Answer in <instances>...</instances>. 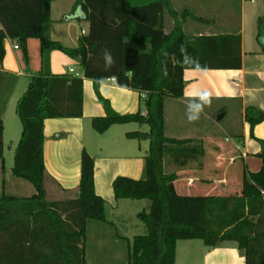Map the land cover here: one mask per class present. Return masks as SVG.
<instances>
[{
    "label": "trees",
    "instance_id": "1",
    "mask_svg": "<svg viewBox=\"0 0 264 264\" xmlns=\"http://www.w3.org/2000/svg\"><path fill=\"white\" fill-rule=\"evenodd\" d=\"M52 1L0 0V68L6 54L5 39L10 38L22 48L31 72L29 86L16 105L22 133L12 173L36 189L30 196L0 195V264H88V222L106 221L105 199L95 189V159L83 151L77 197L66 194L54 199L48 195L44 159L45 120L83 116L84 78L95 81L106 111L105 116L92 119L97 132L129 122L150 127L148 132L127 134L150 141L145 177L118 176L113 181L116 199L150 201L148 211L138 214L148 232L129 241L128 264H175L178 241L196 239L210 248L234 244L244 251L245 264H264L263 141L259 153L262 167L244 171L240 193L181 194L175 186L177 174L165 170L168 154L184 165L205 152L202 144L166 135V100L184 95L186 69L240 68L241 34L191 37L180 22V16L186 15L174 10L172 0H76L72 16L81 12V18L89 22V31L80 35L77 47H67L51 37ZM166 12L175 19L170 32L164 28ZM30 38L41 42L38 72L29 67ZM229 43L238 45L236 61H212L211 52ZM54 50L77 59L81 75L52 73ZM111 77L119 85L146 93V115L121 114L100 95L97 83ZM254 110H248L252 129L264 120V115H252ZM4 151V120L0 116L2 172Z\"/></svg>",
    "mask_w": 264,
    "mask_h": 264
},
{
    "label": "crops",
    "instance_id": "2",
    "mask_svg": "<svg viewBox=\"0 0 264 264\" xmlns=\"http://www.w3.org/2000/svg\"><path fill=\"white\" fill-rule=\"evenodd\" d=\"M233 1L238 2L219 0L222 4H230ZM216 2L218 0H194L192 6L197 14L187 12L186 16H180V22L186 34L191 37L240 33L241 67L186 69L184 95L166 100V135L177 140H192L202 144L205 150L203 155L188 160L184 165H179L170 154L165 157L166 172L177 174L176 189L185 195L240 193L242 178L238 176L243 177L245 170L258 171L262 167L259 153L262 150V141L264 142V120L252 129L248 110H256L252 111V115H264V30L261 31L260 43H245L242 25L233 28L225 15H217L212 10L208 12L210 5ZM75 3L76 0H54L51 3V37L67 47H77L81 35L76 20L81 19L82 14L77 11L72 16ZM177 4L179 0H172L174 10L179 12ZM240 6L241 20L245 22L242 0ZM86 22L85 33L89 31V22ZM163 23L165 30L170 32L175 19L166 12ZM263 24L262 22V27ZM15 45L14 40L5 39L6 54L0 68V116L4 120V154L9 140L8 119L15 127L14 141L10 140V149L17 147L22 133L20 118L17 113L18 119L11 115L9 104L12 101L17 105L29 86L31 75L22 48L16 49ZM27 46L29 67L32 72H38L42 63L41 42L38 38H30ZM237 46V43H229L215 48L210 54L212 61L235 62ZM50 68L54 74L67 73L70 69L78 71L79 62L60 50H54L51 53ZM97 86L100 95L108 99L117 112L147 114L145 92L107 79L99 81ZM232 114H239V118L233 120ZM105 115L106 111L96 91L95 81L84 78L83 116L45 120L44 159L48 174V195L52 194L56 198H62L66 194L74 197L79 195L81 157L86 150L95 159L96 192L105 199L106 221L102 224L117 227L122 231V234L117 233L118 237L129 242L135 236L146 233V227L138 214L148 211L149 205H143L142 210L134 208L133 215L129 217L125 213L126 210L131 206L137 207L138 203L135 202L141 200L116 199L113 181L118 176L134 179L145 177V156L149 151L150 141L129 138L127 134L133 131L148 132L150 127L147 123L129 122L113 124L105 132L99 133L93 128L92 119ZM222 132L227 141L234 139L233 144L222 140ZM239 158L244 160V167L240 170L236 164ZM216 176L219 178H213ZM106 225H101V228L104 229ZM135 226L140 228L141 234L130 232ZM183 241L186 240L177 243L175 264H195L188 258L181 259L180 244ZM188 246L187 243L183 245L185 248ZM198 257L199 264H245L244 251L234 244L215 248L204 244V247H199Z\"/></svg>",
    "mask_w": 264,
    "mask_h": 264
},
{
    "label": "rangeland",
    "instance_id": "3",
    "mask_svg": "<svg viewBox=\"0 0 264 264\" xmlns=\"http://www.w3.org/2000/svg\"><path fill=\"white\" fill-rule=\"evenodd\" d=\"M193 1L194 0H179V4H177V8L180 13L186 14L187 11L190 14H197L196 9H193ZM223 1V0H221ZM225 1V0H224ZM227 1V0H226ZM238 2L233 1L230 4H222L221 2H216L215 4L210 5L208 8V12L214 11L217 15L220 16L225 15L233 28H238L242 25L245 43H260L261 37V25L264 23V0H242L243 1V9L245 12V22L242 19V8L240 6L241 0H236ZM183 17V16H181ZM207 17V14L206 16ZM84 18V17H83ZM87 20L77 19L76 26L78 28V32L82 34V29L87 30ZM264 25V24H263ZM16 103L11 101L9 104V112L11 111V115L17 118L16 116ZM232 114V119H238L239 114ZM18 119V118H17ZM19 121V120H18ZM8 119L7 128H8V143L6 146V152L4 154L5 158V171L2 172V162L0 160V195H15V196H30L36 192L35 187L32 183L17 178L12 173V167L14 165V155L16 148L10 149V140L14 141V130L15 127L12 125ZM233 136V135H232ZM222 140L228 144H233L234 139L227 141L226 135L222 132L221 134ZM259 159V157H257ZM237 167L242 169L244 167V160L239 158L237 160ZM240 179L242 177L238 176ZM218 179L219 177H213ZM242 181V179H241ZM20 183H24V185H20ZM240 187L242 186L239 185ZM50 199L56 198L52 194L49 195ZM138 203L137 207H130L126 210L125 213L130 217L133 215L134 208H140L142 210L143 205H149L150 201L147 199L141 200ZM148 206V208H149ZM110 209V208H108ZM126 217V214H124ZM100 223V224H99ZM141 224V222H139ZM102 222L90 220L88 226V238H87V261L88 264H128L129 260V242L126 239L118 237L117 233L122 234V231L117 229V227H113L112 225H106L105 228L102 229ZM143 227V226H142ZM146 227V226H145ZM135 234H141L140 228H136V226L130 231ZM148 229L146 228V233ZM145 233V234H146ZM180 244V257L184 260H192L195 264L200 263V259L198 257L199 247H204V243L200 239L196 240H186L181 242ZM184 243V244H183ZM187 243L188 247H183ZM185 248V249H184ZM185 255H184V251Z\"/></svg>",
    "mask_w": 264,
    "mask_h": 264
},
{
    "label": "built area",
    "instance_id": "4",
    "mask_svg": "<svg viewBox=\"0 0 264 264\" xmlns=\"http://www.w3.org/2000/svg\"><path fill=\"white\" fill-rule=\"evenodd\" d=\"M82 33H83V34L85 33V30H84V29L82 30ZM15 48L18 49V48H20V47H19L18 44H16V45H15ZM70 72L75 73L77 76H80V75H81V73H80L79 71H76V70H74V69H70ZM107 80H108V81H111V82H114V83H117V80H116L115 77L107 78ZM144 96H146V93L144 94Z\"/></svg>",
    "mask_w": 264,
    "mask_h": 264
},
{
    "label": "clouds",
    "instance_id": "5",
    "mask_svg": "<svg viewBox=\"0 0 264 264\" xmlns=\"http://www.w3.org/2000/svg\"><path fill=\"white\" fill-rule=\"evenodd\" d=\"M205 99V101H206V98H204ZM207 102V101H206ZM190 118H194V117H190Z\"/></svg>",
    "mask_w": 264,
    "mask_h": 264
}]
</instances>
